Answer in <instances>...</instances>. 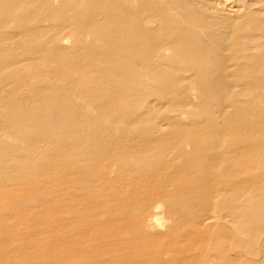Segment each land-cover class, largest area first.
<instances>
[{"label": "bare ground", "instance_id": "obj_1", "mask_svg": "<svg viewBox=\"0 0 264 264\" xmlns=\"http://www.w3.org/2000/svg\"><path fill=\"white\" fill-rule=\"evenodd\" d=\"M44 1V4H47L45 9L38 8V5L30 6L34 0H0V28H3L5 24L7 25L6 20H14L18 14L16 13L17 10L20 9L19 27H24L28 31L32 28L33 30L29 32L34 33L32 38L37 41L35 50L40 52L37 65L39 70L50 71L53 73V77L54 74L55 76L59 75L58 78H61V83H65L60 87L53 88L48 86L53 81L47 80L44 81V86L33 87L30 94L36 104L29 111L22 113L24 116L12 117L11 120L16 123L15 133L18 132V136H14V143H24L22 149L18 147L25 151L28 156L24 161L33 158L37 152L33 150L34 148L29 149L26 146L34 143L46 144L44 141L49 138L48 144H51L52 137L61 135L67 183L65 188L66 216L64 219V228L66 229L64 258L66 262L70 264L71 261L75 260V256H78L75 261L76 264L83 261L81 255L87 238L86 232L89 229L97 231L96 239L99 242L97 244L102 246H99L102 253L108 254L110 241L117 237L121 241L124 240L117 234L120 233L119 231L128 230L129 224L135 225L140 233H151L152 225L155 228H158L160 224L162 225L161 216L159 217L161 203H159L153 206L146 219L139 216L135 219H127L128 222L122 220L117 225L119 230L113 231L106 225L109 220L104 219L110 217L113 211L112 207L110 209L108 206L109 194L112 193L106 190V193H101L104 185H108L116 179H126L128 171L126 168H132V173L140 172L137 166L144 161L148 162L149 165L143 173L155 178L156 182H161L158 194L166 195L168 193L169 188L165 186L168 180L166 178L174 176V172L162 173L166 168H164V164L166 166L167 163L163 160L154 161L155 159L153 160L149 154L150 151L158 147L159 138H161L159 133L162 132L163 134L161 125H154L145 130L141 128L139 132L134 131L135 134H131V129L128 127L119 130V132L124 133L123 135L115 133L117 131L115 125L120 121H125L126 125H132L143 120L146 116H156L154 114H157V109L150 102L148 103L149 97L155 96L159 99L169 97L170 88H174L173 85L181 80V76L177 74L173 76L170 70L164 69L166 67L165 60L169 57L166 52L171 47L160 44L158 32L148 28L144 23V19L148 16L142 17V13H140L143 8L151 5H155V12H151L150 15H162L163 21L165 19L166 24L171 28L170 34L174 39L172 41L176 44L175 50L180 53V56L182 55L184 61L192 62L199 67L201 78L206 81L205 89L207 88V91L204 88L203 90L206 92L207 98L210 101L213 100V110H219L221 115L228 118V123L225 126L212 131H206V128L202 131L204 125L201 126V130H198L196 124L193 125L196 130L192 129L190 123V130H194L191 133L192 136L190 135L191 139H188L192 150L186 151V149H181L182 146L180 149H178L179 145L175 146L178 150H182L180 155H183L185 159L187 158L185 165L183 164L180 168L184 177L185 173L189 175V184L183 188L182 194L184 197L191 198L205 195L203 206L197 212V222L200 224H208L211 221L214 224L215 221L213 222V220L217 217H214L213 212H221L220 210L227 207L217 205L216 201L218 198L227 195H232L235 198V205L232 209L230 208L232 214L242 211L250 191L247 193V190L243 189L244 186L239 176L243 173L246 162H253L251 166L253 168L259 159L264 158V59L261 55L259 56L262 58L254 57L256 55L254 49L264 46V33H260L261 24L257 23L259 24L258 27L255 24L257 21H255L250 27L248 25V28L251 29L256 26L254 31L248 35L245 41L235 46L237 41H231L234 32L232 31L234 26L232 19L226 18L220 27L214 28L218 21L210 20L207 15L198 11H195L196 14L194 15L192 11V13L190 11L171 13L170 5L164 0H144L140 5L141 9L137 8L139 5L136 7L133 1L132 5L130 0H79L76 3L69 2L66 9L54 5L52 0ZM181 2L184 1L181 0ZM136 3L138 2L136 1ZM46 9L48 11L44 14ZM145 14L143 12V15ZM45 20H50L53 23L52 30L56 29L54 32L47 33L41 29L43 27L42 22ZM194 26L201 29H196L197 27ZM72 27H77V34L80 32L83 35V37L75 39L74 43L78 46L77 48H81L80 54L82 55L80 56L78 52L71 53L73 51H69L63 47L64 44H61V40L64 39V36L61 35L62 30ZM204 29L206 30L204 31ZM73 32L75 31L73 30ZM157 38L158 40H156ZM252 56L255 60L251 59ZM6 61L5 58L0 63L5 68L0 70V85H7L6 81L11 76L18 77L20 76L18 73L28 71L25 67L21 69V65L18 66L17 63L15 67L14 63H9V69H7L5 67ZM171 62L175 64L174 59H171ZM155 83L157 84L155 85ZM138 84L143 87L138 86ZM238 87H242V91ZM257 88H262L263 91L256 93L254 90ZM246 89L251 90V92L254 91L252 94L253 101L262 105L261 108L258 107L256 112L254 111L259 118L258 120H250V116L237 120L233 117L235 112L240 111L243 112V116L247 113L252 114L251 110L247 111L245 105L243 106L247 101L242 103L239 98L245 95ZM1 104L3 103H0V107ZM2 110L5 114L8 113L7 116H13L9 110L5 108ZM212 112L211 114H213ZM185 113L182 112L181 114ZM196 131L199 132L198 136ZM179 132L181 133L182 130ZM131 135L137 138L136 141H132L131 138L133 137H130V140L126 139ZM180 135L184 136L183 134ZM4 144L5 141L0 136V146L2 147ZM185 145L184 147H186ZM161 154L165 155L164 153ZM5 161H7L5 158L0 160L1 167ZM162 167L163 170H161ZM140 168L142 169V167ZM0 182L6 181L0 179ZM116 192L113 194L115 195ZM123 201L122 199L120 204ZM132 210V207H127L124 213L130 215ZM253 210V219H260L262 222L259 225L256 223L248 225L251 232L248 240L264 247V205L258 209L255 207ZM88 245H91L90 242ZM263 247L261 246V249ZM167 251L169 255L170 248ZM108 257L110 256L108 255ZM262 260L264 262V258Z\"/></svg>", "mask_w": 264, "mask_h": 264}, {"label": "rangeland", "instance_id": "obj_2", "mask_svg": "<svg viewBox=\"0 0 264 264\" xmlns=\"http://www.w3.org/2000/svg\"><path fill=\"white\" fill-rule=\"evenodd\" d=\"M78 1L79 0H52L51 2L58 7H64V9H66L69 2L76 3ZM132 1L136 7L139 5L137 8H142L140 5H142L144 0H136L138 3H136L135 0H130V2ZM175 1L178 3H175ZM183 1L185 3L181 2V0H164V2L170 5L171 13L192 11L193 13H191L194 15L196 14L194 12L198 11L207 15L208 19L218 21L214 28L220 27L221 24L224 23V19H232L234 21L232 31L234 32L232 33L231 41H237L235 46H238L240 42L245 41L246 38H248V35L254 31L253 29L256 26L254 27V25H252L254 28L251 29L248 28V25L250 27L255 21H257L255 24H261L260 33H264V31H262L264 30V0ZM44 2V0H34L33 4L31 3L30 6L33 5L34 7L38 5V8L41 7L42 9H45L47 8V4H44ZM133 2L131 3L132 5ZM232 8L233 10L235 8L234 12ZM173 9L174 11H172ZM47 11L48 9L44 11V14ZM143 12L145 15H143ZM151 12H155V5L143 8V11H140L142 17L148 16V18L144 19V23L148 28H152L158 32L157 34L160 44L171 47V49H168V52H166L169 57L165 60L166 67L164 69L170 70L173 76L176 74L181 76V80L173 85L174 88H170L169 97H163L160 99L155 96L149 97L148 103L150 102L154 108L156 107L158 115L154 114L156 116H146L143 120L135 122L132 125H126L125 121H120L115 125V127H117L115 133L117 135H123L124 133L122 131L119 132V130L128 127L131 129V134H135L134 131L139 132L141 128H144L145 130L154 125H161L163 128L161 129L163 134L162 132L159 133L161 138H159L158 147L150 151L149 154L152 156L153 160L155 159L154 161L163 160L167 163L165 166L163 162L164 168H166L162 173H169V171L170 173L174 172V176L166 178L168 180L166 182L167 185L165 184V186H167L170 191L168 190L166 195L158 194L161 186L159 184L161 182H156L155 178L143 173L145 172L147 165H149L148 162L144 161L140 162L141 164L137 166L140 172L132 173V168H126L128 171L126 173V179H124L125 181L123 179H116V181L104 185L101 193H106V191H111L112 193L109 194L110 199H108V206L110 209L111 207L113 209L110 216L111 218L106 217L104 219L109 220L106 225L108 228L113 229V231L117 229V225H119L122 220L127 221L129 218L135 219L139 216H143L146 219V216L152 211L153 206L159 203H161L159 217L161 216L160 221L162 222V225H158V228H155L154 225H152L153 228L151 226V233H140L137 231L135 225L128 223V230L119 231L120 233L117 234L124 240L121 241L119 237L113 238V241L111 240L110 245H108V254L102 253V249L100 250V247L102 246L97 244V231L93 229L91 231V229H89L86 232L87 242L85 241L84 243V250L81 255L84 262L82 261L80 264H264L262 260V258H264L263 245L248 240L251 233L248 229V225L250 223H256V225H259V223L262 222L260 219H253L252 215L255 207L258 209V207L260 208L264 205V158L259 159L254 164L253 168L251 167L253 162H246L244 164L245 169L239 176L242 185L244 186L243 189L247 190V193L250 191L247 194V201L244 203V208H246L242 209L243 212L240 211L232 214L231 209L235 205V198L232 195H227L226 197L218 198L216 201L217 205L227 207L220 210L221 212H213L214 217H217L213 220V222L215 221L214 224L211 221L208 224L201 223V225L197 222V212L198 209H201V206H203L205 195L202 194L201 197L203 200H199V198H201L200 196L191 198L188 196L184 197L182 194L183 188L187 187L189 184V175H186L185 173L184 177L180 172V168L183 164L185 165L187 158L185 159L183 155H180L182 150L178 149L182 146L183 148L181 149H186V151L192 150L189 140L191 139L192 131H194L192 129H195V127H193L194 124H196L195 126L198 130H201V126L204 125L205 127L202 126V131H204L205 128L207 129L206 131H212L213 129H220L225 126L228 123V118L227 116L221 115L219 110H213V100L210 101L206 96V92L204 91H207V88L205 89L206 81H203L201 78L199 67L192 62H186L183 60L182 55L180 56V53L175 50L176 44L172 41L174 39L172 34H170L171 28L166 24L165 19L163 21L162 15H150ZM16 13L18 14L14 20H6L7 25L4 21V27L0 28V63L6 58L7 61L5 67L7 69H9V63H14V67L17 63L18 66L21 65V69L25 67L29 72L26 71V69H24L26 72L19 71L20 74L18 73V75L20 76H11L10 79L6 81L7 85H0V103H3L1 104V107L2 109L5 108L9 110L10 113L13 114V116H7L8 113L5 114L4 111L0 109V136L5 141L4 146H0V160L4 158L7 160L2 167L0 166V179L6 181L0 182V264H68L64 258V234L66 231L64 228V219L66 216L65 188L67 183L61 135L59 134L52 137L50 141L52 142L51 144H48L50 140L49 138L44 141L46 144L40 143L39 145L38 143H34L35 145L32 144L26 146L29 149L34 148L33 150L37 152L33 158L24 161V159L28 158L26 152L21 150L24 143H14V136L16 135L17 137L18 132L15 133L16 123L11 120L12 117L19 118L24 116L22 113L29 111L36 104L33 100L34 98L30 94L33 87L38 85L44 86L45 84L43 83L47 80L53 81V83L48 84L49 87L53 88L60 87L65 83H61V78H58L59 75L55 76L54 74L53 77L52 72L39 70L37 65L40 52L35 50L37 47V41H34L32 38L34 33L29 32L33 29L31 28L28 31L24 27H19L20 9H18ZM235 18L237 19L236 21ZM52 24L53 23L50 20H45L42 22L43 27L41 29L44 30V32L52 33L56 30H52ZM257 25L259 27V24ZM194 27H197L196 29H201L198 26ZM77 29V27H72L70 29L65 28L62 30L61 35L62 37L64 36V39L61 40V44H64L63 47L69 51H73L71 53L78 52V55L80 56L82 55L80 54L81 48H77L78 46L74 43L75 39L83 37V35L80 32L77 34ZM73 30L76 33L73 32ZM205 30L206 29H204V31ZM158 38L156 40H158ZM81 45H83L82 42ZM254 51V54H256L254 56L255 58L257 57L258 59L263 57L262 59H264V46L256 47ZM254 57L252 56L251 59L255 60ZM171 59H174L175 64L171 62ZM36 66L37 68H35ZM2 69L5 68L0 65V70ZM48 75L50 78L46 77ZM156 84L157 83H155V85ZM138 86L143 87L140 84H138ZM196 86L198 87L196 88ZM238 89L242 91L243 88L238 87ZM249 91L251 92V90L246 89V91H244L245 95H242L239 98L242 103H244L243 101H247L243 106L245 105L244 107H246L247 111L251 110L252 114L247 113V115L243 116L242 111L235 112L236 116L234 115L233 117L236 120L249 118V116L250 120L259 119L254 111L256 112L258 107L261 108L262 105L259 103V106L256 101H253L254 98L252 94L254 91L259 93L263 91V89L257 88L252 91L251 94ZM30 100L32 101L30 102ZM23 102L25 103L23 104ZM159 108L162 109L158 110ZM211 111H213V114H211ZM182 112L186 113L181 114ZM233 117H231V120H233ZM109 123L110 122L108 121V124ZM189 126L192 128L191 130ZM14 129L15 131H13ZM179 130H182L183 133H180ZM9 131H11L12 134L11 132L7 133ZM197 131L195 133L198 136L199 132ZM178 132L184 136H181ZM173 133L177 136L175 137ZM241 133L247 134L245 132ZM8 134L11 135L9 136ZM133 136L134 135H131L126 139ZM133 138H131L132 141H136L137 138ZM174 140L175 142H173ZM231 141L233 140L231 139ZM178 145L179 148H175V146ZM184 145L186 147H184ZM18 147H21V149ZM161 153H164L165 155H162ZM244 165L242 167H244ZM140 167H142V169ZM161 170H163V167ZM232 177H234V175H232ZM183 181L185 182L183 183ZM114 192H116L115 195L113 194ZM122 199L124 201L120 204ZM145 204H148V206H145ZM135 205L138 206L136 207ZM124 207L126 208L124 209ZM127 207L133 208V212L130 215L124 213V210H126ZM103 228L104 226L102 227V230ZM89 242L91 245H88ZM251 243H253V245H251ZM261 246L263 247L262 249ZM168 248H170L169 255L167 254ZM141 250L145 252H140ZM256 251L258 255L256 254ZM141 253L144 255L142 254L141 256ZM108 255L112 257L110 258ZM77 257L78 256H75V260L71 261L70 264H76L75 261Z\"/></svg>", "mask_w": 264, "mask_h": 264}]
</instances>
